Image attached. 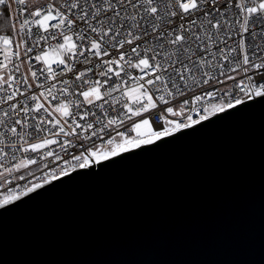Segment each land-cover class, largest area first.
I'll return each mask as SVG.
<instances>
[{"label":"snow or ice","instance_id":"1","mask_svg":"<svg viewBox=\"0 0 264 264\" xmlns=\"http://www.w3.org/2000/svg\"><path fill=\"white\" fill-rule=\"evenodd\" d=\"M14 2L22 6L16 12L18 28L13 23L12 35H0V50L6 60L26 57L21 64H28L27 75L17 82L25 85V91L16 87L6 100L0 98V104L18 93L25 96L34 85L41 91L25 96L20 107L10 104L0 124L20 140L32 133L17 132V126L48 133L22 147L25 153L57 144L65 153L77 143L80 148L68 159L44 151L40 160L52 157L60 163L45 172L43 184L152 145L253 97L264 100V0H52L31 8L29 0ZM5 4L7 0H0ZM15 70L20 71V64ZM13 80V75L0 76V84L8 89ZM178 97L179 108L168 106ZM210 99L216 103H204ZM160 106L162 112L155 113ZM21 114L23 121L17 118L11 126L6 124L5 118ZM30 114L33 124L28 123ZM61 135L74 139L55 138ZM94 138L100 143L85 147ZM36 163V158H26L16 167ZM42 183H32L19 195L9 188L0 205L41 188Z\"/></svg>","mask_w":264,"mask_h":264},{"label":"water","instance_id":"2","mask_svg":"<svg viewBox=\"0 0 264 264\" xmlns=\"http://www.w3.org/2000/svg\"><path fill=\"white\" fill-rule=\"evenodd\" d=\"M0 205V264H264V100Z\"/></svg>","mask_w":264,"mask_h":264},{"label":"built area","instance_id":"3","mask_svg":"<svg viewBox=\"0 0 264 264\" xmlns=\"http://www.w3.org/2000/svg\"><path fill=\"white\" fill-rule=\"evenodd\" d=\"M13 9H14V20L13 22L16 23V26L18 28V23L19 21L16 20V12L17 9L22 7L20 5H17L14 0H11ZM52 2V0H29V7L31 8L32 6H41V5H46L47 3ZM59 2H64V0H59ZM231 14V13H230ZM0 35H4L1 34ZM21 53H23V49H20ZM29 55H35V53H31ZM21 60H26V57L21 56L20 60H17L14 56H10L8 60L5 59V56L3 54V51L0 50V63L6 64L7 67L0 68V76L6 78L8 75H13L14 80L10 81V83L13 84V88L8 89L7 85L0 84V88H4L6 91L0 92V98H3L6 100L7 94L10 93L11 91H14L16 87H19L21 91H25V85L22 83H17L20 81L24 75H27V68L28 64L24 63L21 64ZM35 61H32V64L35 65ZM20 64V71L17 72L15 70L16 65ZM79 69V66H78ZM231 74V73H230ZM242 74V72H241ZM251 74V72L249 73ZM71 78V74H69V77ZM42 79V78H41ZM31 82V81H30ZM52 82L49 81L48 84L50 85ZM208 90H211L210 88ZM41 89H37L35 85L33 88L27 92H25V96L31 95L32 93H39ZM190 92H195L196 94H199V91L196 89H191L189 90ZM188 92H186V95L184 98L188 97ZM25 96H20L19 93L17 94L16 97L13 98L12 101H8L7 103H2L0 104V118L3 117V112L6 110H9V105L12 103H17L18 107H20V101H23L25 99ZM180 100L181 98L178 97L175 102L171 103L168 106H172L174 108H179L180 106ZM43 102V100L41 101ZM205 104H211V103H216L215 100H208L204 102ZM29 106H33L34 102L28 101ZM47 106V105H46ZM163 110V106L158 107L155 111V113H160ZM32 115L30 114L28 116V123L33 124L35 121L32 120ZM41 116H47L46 113H39ZM56 118H59L57 114ZM194 119H198V116L195 113H192ZM21 119L22 121L24 120V114H21L20 116H15L12 115L11 118H5L6 124L11 126L13 121L15 119ZM51 119V117H48ZM173 118V117H169ZM152 119L155 121L157 119L156 115H153ZM175 119H183L182 117H175ZM89 122H92L91 120ZM68 123H71V120H68ZM43 127L47 129H51L52 131H56L53 125L51 124H45ZM130 127V125H128ZM65 130L67 131L68 128L65 125ZM123 130V129H120ZM17 132H22V133H32V135H26L25 140H20L18 136H12L11 133H7L5 126L3 124H0V133H4L3 137H0V139L4 140V143H0V149L3 151L0 152V200L3 199L4 196L8 195V189L11 188L14 193L19 195V192L27 187H30L32 183H42L44 179L45 172L50 171L53 167H55L57 164L60 162H54L52 157H45L44 160H40L39 156L43 155L44 151L46 150H52L55 153L61 155L65 159L70 158V155L72 154H79L80 148H79V143H77V147L75 149H69L67 153L63 152L59 144L57 145H49L47 149L45 150H40L38 153H33L31 151L25 153L22 151V147H26L27 143H35L39 139L45 138L48 136V133L45 131H39L36 132L34 128L31 127H25L21 128V126H17ZM51 138V137H49ZM59 141H62L63 139H69L73 140V137H63L62 135L59 137H55ZM95 142L96 144H99L100 141L98 139L90 140L85 144V147H90L92 143ZM14 145V146H13ZM26 158L31 159V158H36L37 163L33 165H28L27 167H19L17 168L16 165L20 164L21 161H24ZM47 163L49 165L48 169H45L42 167L43 164ZM13 169V171L9 172L6 171V169ZM75 170V169H74ZM57 175H59V171L57 169L56 172ZM23 176L24 179L21 180L19 177ZM43 185V183H42ZM21 197V196H19Z\"/></svg>","mask_w":264,"mask_h":264},{"label":"rangeland","instance_id":"4","mask_svg":"<svg viewBox=\"0 0 264 264\" xmlns=\"http://www.w3.org/2000/svg\"><path fill=\"white\" fill-rule=\"evenodd\" d=\"M9 4L11 5V7H8ZM4 14H6V15L4 16ZM4 14H2V16H1L2 18H0V25L5 27L3 29H5L7 31H11L12 30L11 25L14 23L13 20L15 17L14 9H13V5H12L11 0H7V4L4 7ZM7 25H9V26H7ZM0 31H2V30H0Z\"/></svg>","mask_w":264,"mask_h":264},{"label":"trees","instance_id":"5","mask_svg":"<svg viewBox=\"0 0 264 264\" xmlns=\"http://www.w3.org/2000/svg\"><path fill=\"white\" fill-rule=\"evenodd\" d=\"M6 6V4L5 5H0V18H2L1 16H2V14H4V7ZM6 14H4V16H5ZM7 26H9V25H7ZM3 28H5L4 26H2V25H0V30H2V31H0V33L1 34H7V35H12V30L11 31H7V30H5V29H3ZM5 32V33H4Z\"/></svg>","mask_w":264,"mask_h":264}]
</instances>
